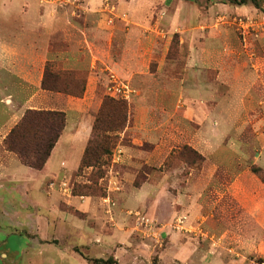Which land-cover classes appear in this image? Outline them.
I'll return each instance as SVG.
<instances>
[{
    "label": "rangeland",
    "instance_id": "374dc122",
    "mask_svg": "<svg viewBox=\"0 0 264 264\" xmlns=\"http://www.w3.org/2000/svg\"><path fill=\"white\" fill-rule=\"evenodd\" d=\"M23 1L0 3V24L60 22L48 46H75L81 61L46 62L73 72L49 76L59 96L31 108L66 114L41 170L4 146L33 86L0 68V264L7 251L19 264H264V194L252 212L235 198L246 173L264 184V0ZM131 45L145 50L144 74L90 55ZM106 97L124 102L125 126L80 167L73 134L89 131L85 149Z\"/></svg>",
    "mask_w": 264,
    "mask_h": 264
},
{
    "label": "crops",
    "instance_id": "0c3cea01",
    "mask_svg": "<svg viewBox=\"0 0 264 264\" xmlns=\"http://www.w3.org/2000/svg\"><path fill=\"white\" fill-rule=\"evenodd\" d=\"M11 1L12 0H0V3L3 6L2 9H7L10 4L12 5ZM23 4L26 6H23ZM27 6L29 7V3L27 0H24L20 5V9H23L24 7V9H26ZM39 15L41 16V14ZM7 21L9 22V20ZM11 24L12 22H10V25ZM16 24L15 20H13V26L9 25V29L4 27V23L0 24V35L9 34L13 37L8 43L7 41H4V39H0V68L12 69L13 74L20 77L30 88L33 86V92L28 94L25 102H23V107L27 109L36 108L34 105L36 102L34 101L37 100L35 97L37 94L43 96L47 93H53L55 97L59 96L57 95L59 93L49 92L42 89L40 86L46 62L52 61L54 57V59L62 61L64 64L63 66L75 68L79 66L81 61L79 56L80 51L75 46H70L63 50H51L48 46L49 36L53 34L57 26L61 25L60 22L55 23L54 21H50L47 23V25H49L47 26L48 28L45 27L43 30L34 27L32 23L28 24L25 22L24 27H17ZM144 52L145 50L137 45H131L129 46V49L122 51L120 58L113 57L108 51L106 54L100 55L101 57L103 56L101 58L99 57V53L90 49L92 61L99 60L107 69L111 68L122 77H130L137 72L144 74L142 68L139 67L141 56H143L142 54ZM223 64L224 63L219 66L222 67ZM65 130L66 129H64L52 152H54L56 146L59 144ZM88 135L89 131H81L80 127L76 128L73 134L74 139L79 145H81L79 146L80 158ZM236 181L239 182V186L241 187L239 190L240 192L235 194L236 200L242 208L246 211L252 212L255 208L254 204L257 203L258 200H262L264 194V190L263 193L261 191L262 189H260L261 192H256V187H264V184L256 181L255 177L250 173H246L244 179L237 178ZM247 196L250 199L249 201ZM258 224L260 225V228H264V223H262V221H259ZM4 253L6 261H9L10 263L5 262L3 264H19L16 260L17 253H13V251H7V253Z\"/></svg>",
    "mask_w": 264,
    "mask_h": 264
},
{
    "label": "trees",
    "instance_id": "16d2710c",
    "mask_svg": "<svg viewBox=\"0 0 264 264\" xmlns=\"http://www.w3.org/2000/svg\"><path fill=\"white\" fill-rule=\"evenodd\" d=\"M235 1L240 5L251 1L258 6L257 0ZM47 67L48 63L45 64L40 85L44 90L58 91L60 89L57 85L47 84L49 76L60 79L64 74L68 75L73 72L66 71L62 73L58 71L49 73ZM65 90L67 89L65 88ZM71 94L78 95L79 93L73 91ZM125 121L126 107L124 102L106 97L96 116L93 134L82 154L80 167L90 166L99 159L100 154L96 152L97 149L107 141L110 142L113 137H116V134L124 128ZM65 126L66 114L64 111L28 108L4 138V146L17 156L21 164L41 170L49 159ZM111 133H114V135ZM92 260L98 264L115 263L111 258H94Z\"/></svg>",
    "mask_w": 264,
    "mask_h": 264
}]
</instances>
